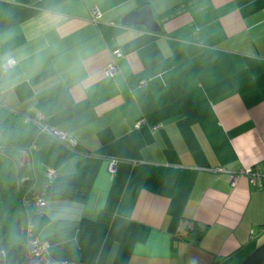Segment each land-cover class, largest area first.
<instances>
[{
    "label": "crops",
    "instance_id": "0c3cea01",
    "mask_svg": "<svg viewBox=\"0 0 264 264\" xmlns=\"http://www.w3.org/2000/svg\"><path fill=\"white\" fill-rule=\"evenodd\" d=\"M143 6L159 31L120 23ZM0 59L8 264L29 223L51 257L98 264H238L264 241V183L231 180L264 172V0H0Z\"/></svg>",
    "mask_w": 264,
    "mask_h": 264
},
{
    "label": "built area",
    "instance_id": "2783aa9c",
    "mask_svg": "<svg viewBox=\"0 0 264 264\" xmlns=\"http://www.w3.org/2000/svg\"><path fill=\"white\" fill-rule=\"evenodd\" d=\"M91 18L93 20H97L99 17V11L96 7H93L90 10ZM112 55L114 57L120 56V51L118 48L114 49L112 51ZM13 60L7 59L2 60L0 59V69L4 70L10 66H12ZM117 71V65L112 60L109 62L105 68L104 72L112 76ZM35 123L38 125V128L40 132L49 134L50 136L54 137L56 140L64 144L65 146L75 149L76 148V140L70 136L68 133L63 132L61 130H58L56 128L50 127L47 124H45L41 117H37L35 120ZM143 122V119H139L136 122V127L139 126ZM118 159H109L107 169L109 173H113L115 171V168L118 164ZM218 172L225 171L223 168H217ZM56 172L55 169H49L46 171V176L48 179V182H51L54 178ZM244 174L246 175L248 182L250 184L254 185H262L264 183V172L261 171L258 167H247L243 170H241L238 174H232L231 180L233 183L238 178V175ZM32 202L35 206H37L38 213L43 212L44 206H45V199L43 197V194L41 192H35L33 191L30 195L29 200L26 201V203ZM31 223L28 224L27 228V240H26V251L24 255V263L25 264H98V263H88L83 261H77V260H61V259H55L51 257L49 250H48V243L37 236L33 235L31 233Z\"/></svg>",
    "mask_w": 264,
    "mask_h": 264
},
{
    "label": "water",
    "instance_id": "95a60500",
    "mask_svg": "<svg viewBox=\"0 0 264 264\" xmlns=\"http://www.w3.org/2000/svg\"><path fill=\"white\" fill-rule=\"evenodd\" d=\"M122 25L141 24L145 28L152 31H159L160 26L154 18L153 11L149 6H143L138 11L130 12L123 16L120 20ZM22 219L18 214L16 219L17 234L21 233ZM0 264H4L3 252L0 246ZM238 264H264V241L256 246L253 250L246 254V256Z\"/></svg>",
    "mask_w": 264,
    "mask_h": 264
},
{
    "label": "rangeland",
    "instance_id": "374dc122",
    "mask_svg": "<svg viewBox=\"0 0 264 264\" xmlns=\"http://www.w3.org/2000/svg\"><path fill=\"white\" fill-rule=\"evenodd\" d=\"M0 246H1V250L7 251V256L6 257L3 256V260H4V264H8V262H9V254H8V252H9V249H10V244L7 243L4 238H0Z\"/></svg>",
    "mask_w": 264,
    "mask_h": 264
},
{
    "label": "trees",
    "instance_id": "16d2710c",
    "mask_svg": "<svg viewBox=\"0 0 264 264\" xmlns=\"http://www.w3.org/2000/svg\"><path fill=\"white\" fill-rule=\"evenodd\" d=\"M204 231H205V228H198V229L195 231V233H194V237H195V239H196V240H199V239L202 237Z\"/></svg>",
    "mask_w": 264,
    "mask_h": 264
}]
</instances>
